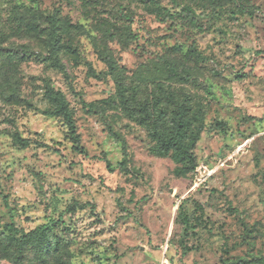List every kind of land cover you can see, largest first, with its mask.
<instances>
[{
	"label": "rangeland",
	"instance_id": "rangeland-1",
	"mask_svg": "<svg viewBox=\"0 0 264 264\" xmlns=\"http://www.w3.org/2000/svg\"><path fill=\"white\" fill-rule=\"evenodd\" d=\"M177 111L194 168L155 150ZM251 255H264V0H0V264Z\"/></svg>",
	"mask_w": 264,
	"mask_h": 264
},
{
	"label": "trees",
	"instance_id": "trees-1",
	"mask_svg": "<svg viewBox=\"0 0 264 264\" xmlns=\"http://www.w3.org/2000/svg\"><path fill=\"white\" fill-rule=\"evenodd\" d=\"M54 33V32H52ZM56 41L55 38L52 36L50 39V47L54 50ZM107 64L109 68L113 71L115 70L114 63L111 59H108ZM56 68H61L59 63H53ZM117 88H118V95L120 96L121 101L128 105L129 101L128 98L125 96V89L121 81L117 80ZM46 98L51 102L53 105V109L48 112L51 116L60 117L64 124L67 127V133L73 140V146L76 151H82L80 146V135L76 131V126L74 124L73 116L70 111L69 105L67 100L64 97V94L59 90H54L49 85H46L45 91ZM151 107L145 105L144 111L145 114H150V118L153 122H157L155 115V109L153 107V111L150 112ZM185 114L181 113V111H177L174 113L172 121L169 120V125L167 131H161L159 129H155L153 133V138L156 141L155 150L157 151L158 155H167L171 154L173 159L176 162L182 163H191L192 168L195 166L194 156L191 154L192 142H189V135L188 130L190 127V121L185 119ZM161 119V117H160ZM171 123V125H170ZM17 140L21 142L22 145H26V140L20 139L17 136ZM5 227L13 232L14 227L11 224H6ZM45 229L43 225L37 227L34 230L29 231L26 233V236H32L33 234L42 231ZM23 236V235H22ZM22 236L18 237L21 238ZM225 264H264V255H251L248 257H240L234 261Z\"/></svg>",
	"mask_w": 264,
	"mask_h": 264
}]
</instances>
